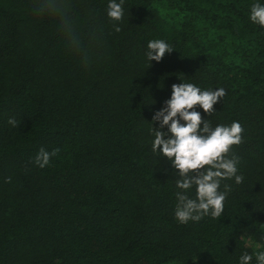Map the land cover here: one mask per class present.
<instances>
[{
  "label": "trees",
  "instance_id": "trees-1",
  "mask_svg": "<svg viewBox=\"0 0 264 264\" xmlns=\"http://www.w3.org/2000/svg\"><path fill=\"white\" fill-rule=\"evenodd\" d=\"M68 3L80 54L34 0H0V264H240L245 252L256 264L264 27L250 10L264 0H124L119 33L109 0ZM157 39L174 51L150 62ZM183 82L224 88L212 116L195 110L213 127L244 129L233 146L243 182L222 181L232 188L222 217L187 224L175 218L179 177L152 152L151 122ZM41 148L59 149L43 169L33 163Z\"/></svg>",
  "mask_w": 264,
  "mask_h": 264
},
{
  "label": "clouds",
  "instance_id": "clouds-1",
  "mask_svg": "<svg viewBox=\"0 0 264 264\" xmlns=\"http://www.w3.org/2000/svg\"><path fill=\"white\" fill-rule=\"evenodd\" d=\"M124 0H109L107 15L114 26L124 18ZM33 11L37 15H49L59 21V29L66 39L68 49L73 54L84 51L83 42L76 31L70 15L68 0H34ZM253 23L264 27V5L253 4L250 10ZM119 33L121 28L114 27ZM173 47L164 40H151L147 44L146 57L151 61L161 62L166 53H172ZM227 95L224 88L201 90L193 83L172 85V96L164 102V107L155 112L153 123L152 152L157 157L166 158L172 165L179 179L175 180L177 205L175 218L180 224L189 221L199 222L205 216L213 219L222 217L225 202L232 188L221 184L224 180L234 179L241 184L244 177L238 174L240 157L233 151V146L243 142L244 129L238 121L231 125L212 126L208 119H203L196 106L199 105L207 116H212L214 105ZM183 121V123L181 122ZM159 122V130L154 127ZM8 124L18 127L20 122L11 117ZM168 131L165 132L164 129ZM59 149L49 152L41 148L33 163L43 169L51 159L58 155ZM6 182L10 183L11 178ZM195 187L196 196L187 194ZM256 264H264V251L256 252ZM253 255L245 252L240 257V264H252Z\"/></svg>",
  "mask_w": 264,
  "mask_h": 264
},
{
  "label": "rangeland",
  "instance_id": "rangeland-1",
  "mask_svg": "<svg viewBox=\"0 0 264 264\" xmlns=\"http://www.w3.org/2000/svg\"><path fill=\"white\" fill-rule=\"evenodd\" d=\"M262 251H264V248H261Z\"/></svg>",
  "mask_w": 264,
  "mask_h": 264
}]
</instances>
